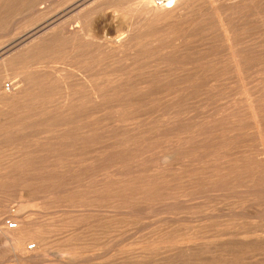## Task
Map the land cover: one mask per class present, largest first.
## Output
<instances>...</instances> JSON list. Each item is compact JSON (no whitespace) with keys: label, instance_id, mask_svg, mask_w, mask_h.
Returning <instances> with one entry per match:
<instances>
[{"label":"rangeland","instance_id":"obj_1","mask_svg":"<svg viewBox=\"0 0 264 264\" xmlns=\"http://www.w3.org/2000/svg\"><path fill=\"white\" fill-rule=\"evenodd\" d=\"M139 6L0 0V95L10 96L0 100V264H264L262 238L249 246L238 231L247 224L263 231L264 219L236 216L254 203V186L239 195L202 185L194 204L188 180L211 176L202 167L222 161V144L239 141L227 121L247 120L248 98L264 102V0H189L176 21ZM216 13L236 37L240 69ZM128 32L136 40L114 50ZM237 146L235 162L249 151ZM240 197L249 203L232 210ZM8 223L21 226L22 238L6 236ZM196 223L206 226L199 245ZM154 240L164 249L146 252ZM21 241L26 254L15 251Z\"/></svg>","mask_w":264,"mask_h":264},{"label":"bare ground","instance_id":"obj_2","mask_svg":"<svg viewBox=\"0 0 264 264\" xmlns=\"http://www.w3.org/2000/svg\"><path fill=\"white\" fill-rule=\"evenodd\" d=\"M138 1V0H137ZM140 1V6H141V8H143L146 12H147V15L149 16V17H153V18H156V19H168V20H170V21H176V19H179L180 17H181V15H182V13H183V10H184V6H185V4L187 3V1H189V0H139ZM211 1V0H210ZM209 2V1H208ZM216 2V1H215ZM139 3V2H138ZM212 3H213V1H212ZM205 4V3H204ZM213 5V4H212ZM129 6V5H128ZM140 6H139V8H140ZM138 8V9H139ZM214 8V7H213ZM126 9H127V7H126ZM215 9V8H214ZM76 10V9H75ZM128 10V9H127ZM215 12H216V10H215ZM228 17V16H227ZM65 19V18H64ZM216 19H217V21H216ZM216 19H215V21L216 22H218V27H220L219 28V30H221V32L223 33V36H224V39H225V41H226V44H227V46H228V49H229V51L231 52V54H232V56H233V62H234V65H235V67H237L238 69H240L241 67H242V63L243 62H241L240 60H239V58L237 57V52H236V45H235V40H234V34L232 33V30H231V28H230V26H229V24H228V21H227V19H226V17H224V15H222V14H219V13H216ZM163 21V20H162ZM214 22V21H213ZM229 22H230V20H229ZM145 23V22H144ZM47 27V26H46ZM259 28V27H258ZM77 29V28H76ZM79 30V29H78ZM71 31V30H70ZM73 32V31H72ZM75 32V31H74ZM77 32V31H76ZM69 33V32H68ZM132 33V32H131ZM130 32H128L127 33V36H124V37H122V36H119L116 40H112L111 39V41L110 42H114V46H113V49L114 50H120V49H123V48H125V47H127V46H129L131 43H132V41L133 40H136V39H133L132 40V38H133V34H131ZM38 34V33H37ZM75 34V33H74ZM66 35V34H65ZM76 35V34H75ZM32 37V36H31ZM35 38V37H34ZM236 38V37H235ZM108 41V42H109ZM107 42V43H108ZM135 43V42H134ZM262 43V42H261ZM109 44V43H108ZM113 44V43H112ZM107 45V44H106ZM111 45V44H110ZM109 46V45H108ZM132 46V45H131ZM264 46V45H263ZM110 47V46H109ZM136 47V46H135ZM112 49V48H111ZM118 52V51H117ZM122 52V51H121ZM246 54H248V53H246ZM252 54V53H251ZM183 56V55H182ZM231 56V57H232ZM246 59V58H245ZM169 62V61H168ZM245 63V62H244ZM259 63H260V61H259ZM5 65V64H4ZM245 65V64H244ZM242 70V69H241ZM239 71V70H238ZM243 72H244V70H242ZM146 72V71H145ZM148 73V72H147ZM143 74V73H142ZM237 74V73H236ZM239 74H240V72H239ZM242 75V74H241ZM240 75V76H241ZM239 76V77H240ZM204 77V76H203ZM3 79V78H2ZM164 79V78H163ZM182 81V80H181ZM116 83V82H115ZM16 83H11V85H9V89H6V92H13L14 91V89H16ZM140 86V85H139ZM4 87V86H3ZM19 87V86H18ZM18 89V88H17ZM20 90V89H19ZM25 90V89H24ZM24 90H23V92H24ZM1 91H3V90H1ZM3 93H5V92H3ZM15 93V92H14ZM13 93V94H14ZM21 93V92H20ZM15 94H17V93H15ZM22 94V93H21ZM6 95L8 96V94H3V95H0V100H2L3 102H4V100L5 99H9V97L10 96H8L7 98H6ZM23 95V94H22ZM260 95H262V94H260ZM12 96V95H11ZM249 95H247V97H248ZM14 97V96H13ZM13 97H11V98H13ZM16 97H17V95H16ZM16 99V98H15ZM14 98L12 99V100H15ZM259 100V99H258ZM260 100H263V99H261L260 98ZM1 101V102H2ZM8 101V100H7ZM6 101V102H7ZM248 115H247V120L246 121H244L243 122V120H234V119H232V120H230L231 122H228L227 120V123H230V128H231V130L233 131V133L234 132H239V133H241V134H239V135H241V136H239L240 137V139H239V141L236 143V144H233L231 147H228V145H224V144H222L223 145V147H224V155H225V157L224 158H222V161H221V159H218V158H215V159H217V162H214V161H210V163L208 162L207 164H210V165H208L209 167H207V165L206 166H204V167H202L203 169H210V173H211V176L209 175V177H207V178H204V179H202V181H198V180H194L193 179V177H192V180H190V179H188L189 180V183H190V181H191V184H190V186H191V191L190 192H192V194H193V199H194V204H196L195 203V200L198 198H201V196L203 195V193L204 192H202V189L203 188H201L200 186H202V185H210V184H212V186L211 187H213V185H214V190H213V192H217V191H219V192H229V193H237V194H243L244 193V195L247 193L246 192V188H248L249 187V185L250 186H254V188L252 189V190H254L253 192H254V201L252 200L251 202H254V203H252L251 205H248V207H247V210L246 211H243L242 212V210L240 211V210H238V211H240L239 212V214H236V216H240V217H242V219H248V220H251V222H252V220L253 219H257L256 221H260V220H263L264 219V102L263 101H261L262 103H260V102H254V100L253 99H249L248 98ZM243 105V104H242ZM187 108V107H186ZM232 112V111H231ZM230 113V112H229ZM231 114V113H230ZM164 115V114H163ZM232 116H235V115H233L232 114ZM225 117V116H224ZM228 117V116H227ZM230 117H231V115H230ZM240 117V116H239ZM245 117V116H244ZM236 118H238V117H236ZM241 118V117H240ZM243 118V117H242ZM164 119V118H163ZM220 119V118H219ZM244 119V118H243ZM218 120V119H217ZM165 121V120H164ZM172 122V121H171ZM225 122V121H224ZM164 123V122H163ZM213 123V122H212ZM219 123V122H218ZM217 123V124H218ZM222 123H223V120H222ZM168 124H170V123H168ZM209 124V123H208ZM225 124V123H224ZM161 125H165V124H161ZM172 125H173V123H172ZM216 125V124H215ZM214 125V126H215ZM219 125V124H218ZM228 125V124H227ZM168 126V125H167ZM190 126V125H189ZM220 126V125H219ZM171 127V126H170ZM177 127V126H176ZM199 127V126H198ZM166 128H168V127H166ZM165 128V129H166ZM180 128H182V126L180 127ZM189 128V127H188ZM193 128V127H192ZM191 128V129H192ZM211 128H213L212 127V125H211ZM216 128H217V125H216ZM223 128V127H222ZM230 128H227V130L228 129H230ZM173 129H175V128H173ZM177 129V128H176ZM175 129V130H176ZM217 129H219V128H217ZM217 129H213V131H214V133L216 132V131H219V130H217ZM224 129H226V128H224ZM163 130V129H162ZM174 130V131H175ZM181 130V129H180ZM185 130V129H184ZM188 130H190V129H188ZM199 130V129H198ZM226 130V133L228 134V133H230L231 132V130H228V131H230V132H228ZM252 131V133L254 134V137H250V138H248L247 137V134H249V131ZM172 131V130H171ZM193 131V130H192ZM192 131H190V133L192 132ZM223 131V130H222ZM168 132V131H167ZM178 132V131H177ZM182 132H183V130H182ZM209 132H211V131H209ZM221 132V131H220ZM170 132H168V134H169ZM196 133V132H195ZM200 133V132H199ZM217 134H218V132H216ZM223 133V132H222ZM178 134V133H177ZM185 134V133H184ZM203 134V133H202ZM211 134V133H210ZM224 134V133H223ZM235 134H237V133H235ZM170 135H172V134H170ZM180 135H181V133H180ZM179 135V136H180ZM191 135V134H190ZM198 135V134H197ZM196 135V136H197ZM231 135H234V134H231ZM166 136V135H165ZM169 136V135H168ZM200 136H202V135H200ZM212 136V135H211ZM167 137V136H166ZM170 137V136H169ZM174 137H175V133H174ZM176 137H178V136H176ZM192 137H193V135H192ZM199 137V136H198ZM198 137H197V139H198ZM216 137V136H215ZM220 137V136H219ZM232 137H234V136H232ZM181 138V137H180ZM179 138V139H180ZM194 138V137H193ZM196 138V137H195ZM211 139H212V137H210ZM228 138H230L229 136L227 137V139ZM167 139V138H166ZM177 139V138H176ZM201 139V138H200ZM207 139V138H206ZM216 139V138H215ZM214 138L212 139V140H215ZM220 139H222V138H220ZM223 139H225L224 137H223ZM237 139V138H236ZM181 140V139H180ZM202 140V139H201ZM205 139L203 138V142H205L204 141ZM170 141H171V139H170ZM182 141V140H181ZM200 141V140H199ZM198 141V142H199ZM169 142V141H168ZM180 142V141H179ZM183 142H185V141H182L181 143L183 144ZM191 142V141H190ZM202 142V143H203ZM211 142V141H210ZM216 142V141H215ZM219 142V141H218ZM236 142V141H235ZM170 144H171V142H169ZM181 143H180V145H181ZM185 143H187V142H185ZM207 143V142H206ZM209 143V142H208ZM226 143V142H225ZM233 143V142H232ZM240 144V146H239V148H238V150H242V148L244 149V147L246 148L245 150H249L248 152H247V154H246V156H245V158L243 157V159H241L239 156V158L241 159L240 161L239 160H237L238 162H235L236 160V155H237V153L238 152H240V151H238V152H234V150H233V148L235 149V147L237 146V144ZM163 144V143H162ZM188 144H190V145H196V144H191V143H189V141H188V143H187V145ZM200 144H201V142H200ZM220 143H210V144H206V145H204V146H207V145H211V147L212 148H214V149H220L221 147H218V145H219ZM229 144V143H228ZM161 145V144H160ZM176 145V144H175ZM179 145V144H178ZM179 145V146H180ZM184 145H186V144H184ZM186 145V146H187ZM190 145H188L187 146V148L189 149V148H191L190 147ZM165 146V145H164ZM171 147V146H170ZM170 147H168V148H170ZM173 147H175V146H173ZM182 147V146H181ZM184 147V146H183ZM196 147H199V146H196ZM238 147V146H237ZM236 147V148H237ZM164 148H167V147H164ZM179 148V147H178ZM185 148V147H184ZM206 148V147H205ZM181 149V148H180ZM187 149V150H188ZM198 149V148H197ZM201 149H203L202 147H201ZM223 149V148H222ZM255 149V150H254ZM164 150V149H163ZM199 150V149H198ZM252 150H254V152L252 151ZM166 151H168L167 149H166ZM177 151H179V150H177ZM190 151V150H189ZM192 151V150H191ZM216 152H220V150H215ZM214 151V152H215ZM194 152V151H193ZM192 152V153H193ZM244 152V151H243ZM120 153V152H119ZM176 153V152H175ZM242 153V152H241ZM165 154V153H164ZM173 154V153H172ZM194 154V153H193ZM243 154V153H242ZM174 155H176V154H174ZM185 155V154H184ZM188 155V153L186 154V156ZM245 155V154H244ZM243 155V156H244ZM165 156H166V154H165ZM212 156V155H211ZM210 156V157H211ZM220 157H221V155H219ZM235 158H234V157ZM240 156H242V155H240ZM33 157V156H32ZM172 157V156H171ZM214 157V156H213ZM212 157V158H213ZM233 157V158H232ZM167 159L169 158V156L168 157H166ZM166 159V160H167ZM179 159H181L180 157H179ZM225 159H226V161H225ZM238 159V158H237ZM64 160V159H63ZM178 161V160H177ZM199 161H201V160H199ZM66 162V161H65ZM93 162V161H92ZM165 162V161H164ZM202 162V161H201ZM65 164V163H64ZM202 164V163H201ZM61 165V164H60ZM58 166V165H57ZM166 165H164L163 167H165ZM50 167V166H49ZM171 167V166H170ZM42 168V167H41ZM73 168V167H72ZM90 168V167H89ZM201 168V169H202ZM50 169V168H49ZM162 169V168H161ZM165 169V168H164ZM163 169V170H164ZM170 169H172V168H170ZM193 169H194V167H193ZM198 169H200V167L198 168ZM60 170V169H59ZM179 170V169H178ZM196 170V169H195ZM53 171V170H52ZM167 171H168V169H167ZM201 171V170H200ZM204 171V170H203ZM143 172V171H142ZM168 172H170V171H168ZM177 172V171H176ZM180 172V171H179ZM198 173H199V171H197ZM38 173V172H37ZM156 173V172H155ZM195 173H196V171H195ZM209 172H207V174H208ZM115 174V173H114ZM162 174H164V173H162ZM171 174V173H170ZM205 174H206V172H205ZM36 175V174H35ZM175 175V174H174ZM179 175H181V174H179ZM201 175V174H200ZM200 175H199V177H200ZM161 176V175H160ZM195 176V175H194ZM202 176H203V174H202ZM154 177V176H153ZM165 177V176H164ZM163 177V178H164ZM169 177V176H168ZM186 177V176H185ZM121 178V177H120ZM178 178V177H177ZM184 178V177H183ZM188 178V177H187ZM198 178V177H197ZM196 178V179H197ZM202 178V177H201ZM179 179V178H178ZM200 179V178H199ZM151 180V179H150ZM169 180V179H168ZM128 181V180H127ZM152 181V180H151ZM167 181V180H166ZM187 181V180H186ZM146 182V181H145ZM159 182H161V181H159ZM169 182V181H168ZM178 182H179V180H178ZM203 182V183H202ZM164 183V182H163ZM167 183V182H166ZM182 183V182H181ZM154 184V183H153ZM175 184H177V183H175ZM185 185L187 184V183H184ZM139 185V184H138ZM148 185H149V183H148ZM160 185V184H159ZM182 186H183V184H181ZM150 186V185H149ZM168 186H170L169 184H168ZM176 186V185H175ZM175 186H173V187H175ZM71 187V186H70ZM142 187V186H141ZM166 187V189H168L169 187H167V186H165ZM184 187V186H183ZM188 187V186H187ZM143 188V187H142ZM160 188V187H159ZM158 188V189H159ZM180 188V187H179ZM186 188V187H185ZM143 189H145V188H143ZM163 189V188H162ZM170 189H173V188H171V186H170ZM177 189V188H176ZM183 188H181V190H182ZM188 189V188H187ZM160 190V189H159ZM179 190V189H178ZM204 190H206V189H204ZM208 190H209V188H208ZM211 190V189H210ZM217 190V191H216ZM122 192V191H121ZM127 192V191H126ZM133 192V191H132ZM169 192V191H168ZM182 192V191H181ZM209 192V191H208ZM208 192H206V193H208ZM163 193H165L164 191H163ZM166 194H169V193H167L166 192ZM165 194V195H166ZM205 194V193H204ZM210 194V193H209ZM248 194V193H247ZM246 194V195H247ZM186 195H187V193H186ZM185 195V196H186ZM149 196V195H148ZM164 196V195H163ZM180 196V195H179ZM184 196V195H183ZM231 196V195H230ZM229 196V197H230ZM238 196V195H237ZM237 196H236V198H237ZM242 197H243V195H241ZM136 197V196H135ZM188 197V196H187ZM228 197V196H227ZM252 197V199H253V196H251ZM185 198V197H184ZM245 198H247V197H245ZM260 198V199H259ZM179 199V198H178ZM177 199V200H178ZM188 199H191V198H188ZM197 199V200H198ZM212 199H214V198H212ZM224 199V198H223ZM231 199V198H230ZM235 199V198H234ZM239 200V202L237 201V199L235 200L236 202H238L237 203V205H236V202H234L235 203V205H236V207L237 208H233L232 210H234V209H238V206L239 207H241V206H244L246 203H249L247 200H245L244 198L242 199L241 197L240 198H238ZM259 199V200H258ZM137 200V199H136ZM180 201H182L181 200V198L179 199ZM185 200H186V198H185ZM192 200V199H191ZM200 200V199H199ZM202 200L204 201V199L202 198ZM215 200V199H214ZM213 200V201H214ZM232 200V199H231ZM161 201V200H160ZM201 201V200H200ZM212 201V200H211ZM230 201V200H229ZM250 201V200H249ZM202 202V201H201ZM205 202L207 203V201L205 200ZM209 202V201H208ZM204 203V202H203ZM211 204H212V202H211ZM226 204V203H225ZM224 204V205H225ZM230 204H231V201H230ZM179 205V204H178ZM229 205V204H228ZM234 205V204H233ZM202 206V208H203V205H201ZM204 206H205V204H204ZM223 206V205H222ZM221 206V207H222ZM225 207V206H224ZM227 207V206H226ZM201 208V209H202ZM205 208V207H204ZM207 208V207H206ZM205 208V209H206ZM209 208V207H208ZM229 208V207H228ZM241 208H243V207H241ZM241 208H239V209H241ZM197 209V208H196ZM200 209V208H199ZM204 209V210H205ZM210 209V208H209ZM209 209H207V210H209ZM214 209V208H213ZM213 209H211V210H213ZM216 209V208H215ZM215 209H214V212H215ZM231 209V208H230ZM229 209V210H230ZM245 209V208H244ZM220 210H222V209H220ZM180 211V210H179ZM200 211V210H199ZM237 211V212H238ZM201 212L202 213H204L203 211H200V214H201ZM211 211L209 210V213H210ZM221 212H223V210L221 211ZM229 212H231V211H229ZM229 212H227V213H229ZM197 214H198V212H196ZM206 213H208V211H206ZM208 213V214H209ZM218 213V212H217ZM226 212H224V214H225ZM211 214V213H210ZM212 214H213V212H212ZM227 215H229V214H227ZM227 215H226V217H227ZM193 216V215H192ZM198 217L197 218H199L200 216L199 215H197ZM196 217V216H195ZM210 217V216H209ZM232 218V217H231ZM237 218V217H236ZM235 218V219H236ZM201 219V218H200ZM206 219V218H205ZM234 219V220H235ZM242 219L240 218L239 219V222L241 221V222H243L242 221ZM209 220V219H208ZM198 221H199V219H198ZM207 221V220H206ZM205 221V222H206ZM232 221V220H231ZM245 221H247V220H245ZM211 222V221H210ZM238 222V223H239ZM240 222V223H241ZM254 222V224H255V221H253ZM201 223V222H200ZM200 223H199V226H198V224L196 225V224H194V230L193 231H195L194 232V241L196 242L195 244H197V242H200L202 239H203V237L205 238V234H206V226L204 227V226H202V225H200ZM232 223V222H231ZM234 223V222H233ZM235 223H236V221H235ZM237 223V224H238ZM264 222L262 221V224H263ZM14 224V223H13ZM13 224H10V223H8V225H9V229L8 228H6V232H7V234L8 235H6V236H12V237H14V236H16V237H21V233L19 234V232H21V231H18V232H15V231H17L20 227H18V225H16V227H13L12 225ZM28 224H30V223H28ZM243 224H245V223H243ZM260 224V223H259ZM262 224H260V225H262ZM131 225V224H130ZM225 225V224H224ZM234 225V224H233ZM236 225V224H235ZM234 225V226H235ZM248 225L249 224H247V226L245 227V225L244 226H242L241 227V230H240V228H238L239 230L238 231H240L239 233L241 234V236L243 237V241L244 242H246V243H248L249 244V246L250 245H257L258 244V241L260 240V242H261V238H262V240L264 241V237H263V234H264V230L262 231L261 229V231L259 230V228L258 227H254V225H253V227H248ZM258 225V224H257ZM10 226H12V228L10 227ZM241 226V225H240ZM256 226V225H255ZM263 226V225H262ZM3 227V226H2ZM261 227V226H260ZM263 228V227H262ZM219 229V228H218ZM24 230V229H23ZM210 230V229H209ZM235 230V229H234ZM237 231V232H238ZM25 232V231H24ZM23 232V233H24ZM22 233V234H23ZM26 233V232H25ZM180 233V232H179ZM183 233V232H182ZM234 233H235V231H234ZM229 234H231L232 235V233H229ZM24 235V234H23ZM231 235H229V236H231ZM235 235V234H234ZM233 235V236H234ZM166 236V235H165ZM209 236V235H208ZM227 236V235H226ZM11 237V238H12ZM155 237V236H154ZM161 237V236H160ZM177 237H178V235H177ZM22 238V237H21ZM167 238V237H166ZM173 238V237H172ZM176 238V237H175ZM185 238V237H184ZM187 238V237H186ZM192 238V237H191ZM191 238H189L190 240H191ZM231 238V237H230ZM235 238V237H234ZM154 239V238H153ZM182 239H183V237H182ZM173 240V241H171L172 243H174V247H175V245L176 246H178L179 244L181 245V243L182 242H184V240ZM224 239V238H223ZM166 240V239H165ZM164 240V241H165ZM225 240V239H224ZM230 240V239H229ZM20 241V240H19ZM23 241V240H22ZM21 241V242H22ZM233 240H231V242H232ZM238 241V240H237ZM155 242V243H154ZM154 242H153V244L151 245V243L149 244H145L146 245V248H145V250H146V252H147V249H148V251H150V252H153V251H157V249H164V245H165V243H161V241H160V243H156V240H154ZM157 242H159L158 240H157ZM170 242V243H171ZM192 242V241H191ZM212 242V241H211ZM215 242V241H214ZM225 242V241H224ZM227 242H230V241H228L227 240ZM256 242V243H255ZM233 243H234V241H233ZM19 244V243H18ZM21 245H17L18 247H16L15 248V251L16 252H18V253H23V252H25V250H26V246H25V244L22 242V243H20ZM166 244H168L169 245V243H167V240H166ZM211 244V243H210ZM248 244H247V246H248ZM263 244H264V242H263ZM173 245V244H172ZM197 245H199V243L197 244ZM233 245V244H232ZM237 245V244H236ZM235 246V245H234ZM233 246V248H235V250H236V248H237V246H240V245H237L236 247H234ZM53 247V246H52ZM166 247V246H165ZM169 247H171V246H169ZM195 247H198V246H196L195 245ZM254 247H256V246H254ZM253 247V248H254ZM260 247H263L262 245H260ZM172 248V247H171ZM257 248H258V246H257ZM256 248V249H257ZM201 249L202 248H200V250L199 251H201ZM240 249H242L241 247H239V251H240V253H239V255L241 254V250ZM244 249V248H243ZM242 249V250H243ZM38 250V249H37ZM166 250V249H165ZM235 250H232V251H234L235 252ZM237 250V252H239ZM248 250H250V251H252L251 249H248ZM164 251V250H163ZM197 251V250H196ZM198 251V252H199ZM29 252V251H28ZM234 252H232V253H234ZM236 252V254H238ZM27 252H25V254H26ZM125 253V252H124ZM201 254H202V252H200ZM199 253V254H200ZM17 254V253H16ZM235 254V253H234ZM236 254H235V256H236ZM31 255V254H30ZM33 255V254H32ZM42 255V254H41ZM152 255H153V253H152ZM17 256V255H16ZM19 256V255H18ZM157 256V255H156ZM203 256V255H202ZM21 257V256H20ZM30 258H31V256H29ZM28 257V258H29ZM33 257V256H32ZM70 257V256H69ZM150 257V256H149ZM164 257V256H163ZM211 257V256H210ZM254 257V256H253ZM260 257V256H259ZM201 258V257H200ZM203 258V257H202ZM22 259V258H21ZM20 259V260H21ZM25 259V258H24ZM73 259V258H72ZM76 259V258H75ZM227 259V258H226ZM28 260V259H27ZM66 260V259H65ZM141 260V259H140ZM201 260V259H200ZM200 260L198 261L199 262V264H200ZM29 261V260H28ZM138 261V260H137ZM247 261V260H246ZM139 262V261H138ZM197 262V261H196ZM205 262V261H204ZM253 262V261H252ZM139 263H141V262H139ZM202 263V262H201ZM135 264V263H134ZM198 264V263H197Z\"/></svg>","mask_w":264,"mask_h":264}]
</instances>
